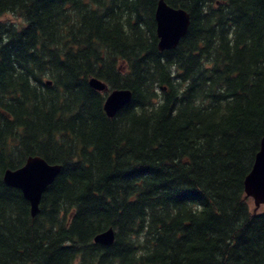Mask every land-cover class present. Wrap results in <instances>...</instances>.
Listing matches in <instances>:
<instances>
[{
    "label": "trees",
    "instance_id": "trees-1",
    "mask_svg": "<svg viewBox=\"0 0 264 264\" xmlns=\"http://www.w3.org/2000/svg\"><path fill=\"white\" fill-rule=\"evenodd\" d=\"M157 1L0 0V264H264L243 183L264 135V0H165L190 17L165 50ZM118 88L131 99L108 117ZM32 155L60 165L33 217L3 181Z\"/></svg>",
    "mask_w": 264,
    "mask_h": 264
},
{
    "label": "water",
    "instance_id": "water-1",
    "mask_svg": "<svg viewBox=\"0 0 264 264\" xmlns=\"http://www.w3.org/2000/svg\"><path fill=\"white\" fill-rule=\"evenodd\" d=\"M155 32L159 50L173 48L185 34L190 17L182 7H174L165 0H158L155 11ZM49 83V81H47ZM89 85L97 91H105L106 84L96 78L88 80ZM131 99V92L125 88L114 89L107 93L103 102V111L112 117L122 106ZM60 170L59 164L48 163L38 155L28 156L25 162L16 169H6L3 181L18 188L28 201L31 216L39 210L42 192L53 181ZM244 193L253 200L255 208L264 204V135L260 140L259 150L255 154L251 169L244 178ZM114 230L108 228L97 233L93 241L102 245H110L114 240Z\"/></svg>",
    "mask_w": 264,
    "mask_h": 264
},
{
    "label": "rangeland",
    "instance_id": "rangeland-1",
    "mask_svg": "<svg viewBox=\"0 0 264 264\" xmlns=\"http://www.w3.org/2000/svg\"><path fill=\"white\" fill-rule=\"evenodd\" d=\"M10 19V20H12V19H15V17H14V15H12V14H7L6 16H4V17H2V19ZM249 200H250V206L252 207V208H255V205H254V203H253V200L251 199V198H249ZM255 209H258V210H262V209H264V204H260L258 207H256Z\"/></svg>",
    "mask_w": 264,
    "mask_h": 264
}]
</instances>
